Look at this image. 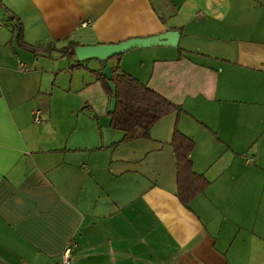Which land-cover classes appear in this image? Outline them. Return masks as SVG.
Wrapping results in <instances>:
<instances>
[{"label": "crops", "instance_id": "obj_1", "mask_svg": "<svg viewBox=\"0 0 264 264\" xmlns=\"http://www.w3.org/2000/svg\"><path fill=\"white\" fill-rule=\"evenodd\" d=\"M172 31L108 61L182 107L124 140L100 63L59 50ZM175 126L210 181L189 206ZM69 248L70 264H264V0H0V264Z\"/></svg>", "mask_w": 264, "mask_h": 264}, {"label": "trees", "instance_id": "obj_2", "mask_svg": "<svg viewBox=\"0 0 264 264\" xmlns=\"http://www.w3.org/2000/svg\"><path fill=\"white\" fill-rule=\"evenodd\" d=\"M14 32L20 47L34 54L38 52L39 46H33L24 41L23 24L20 21L15 26ZM77 46L79 43L70 42L68 46L59 51L63 55H75ZM119 57L120 55L114 58ZM94 72L111 99L117 98L116 109L109 111V115L112 127L124 132V140L149 138L152 127L161 118L174 112L179 114L182 111L179 104L126 73L119 64L112 66V81L116 86L115 90L109 85V80L101 73V70ZM170 144L174 149L176 160L177 195L183 205L189 206L193 199L206 190L210 181L194 169L192 152L195 141L191 137L175 126Z\"/></svg>", "mask_w": 264, "mask_h": 264}, {"label": "water", "instance_id": "obj_3", "mask_svg": "<svg viewBox=\"0 0 264 264\" xmlns=\"http://www.w3.org/2000/svg\"><path fill=\"white\" fill-rule=\"evenodd\" d=\"M179 35V32L172 31L147 38H133L118 44L80 45L75 48V53L80 61L97 59L102 67L101 73L109 80V85L113 90H115L116 86L112 81V67L108 64L110 59L137 47H151L160 45L175 46L179 40ZM116 106L117 98L114 97L111 100L110 110L114 111Z\"/></svg>", "mask_w": 264, "mask_h": 264}, {"label": "built area", "instance_id": "obj_4", "mask_svg": "<svg viewBox=\"0 0 264 264\" xmlns=\"http://www.w3.org/2000/svg\"><path fill=\"white\" fill-rule=\"evenodd\" d=\"M89 22H84V25H87ZM70 253L71 250L70 248L66 250L65 254H64V260H63V264H70Z\"/></svg>", "mask_w": 264, "mask_h": 264}]
</instances>
